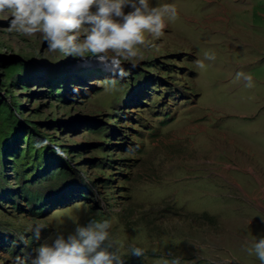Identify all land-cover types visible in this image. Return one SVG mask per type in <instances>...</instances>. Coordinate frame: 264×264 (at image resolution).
<instances>
[{
	"label": "rangeland",
	"instance_id": "1",
	"mask_svg": "<svg viewBox=\"0 0 264 264\" xmlns=\"http://www.w3.org/2000/svg\"><path fill=\"white\" fill-rule=\"evenodd\" d=\"M150 3L177 15L115 88L94 60L10 32L0 14L14 121L0 118V264L38 246L35 221L43 239L89 219L109 221L127 264H261L249 249L264 236V0Z\"/></svg>",
	"mask_w": 264,
	"mask_h": 264
},
{
	"label": "clouds",
	"instance_id": "2",
	"mask_svg": "<svg viewBox=\"0 0 264 264\" xmlns=\"http://www.w3.org/2000/svg\"><path fill=\"white\" fill-rule=\"evenodd\" d=\"M8 14V30L25 36L40 33L51 52L65 57L94 60L112 73L115 88L138 66L150 41L164 35L166 18L174 19V5L152 6L150 0H0V14ZM251 85V78H246ZM69 233L56 230L41 239L48 225L35 221L33 236L40 241L27 256L13 264H127L126 256L113 252L107 220L74 222ZM131 256L142 258L144 249L131 246ZM264 264V236L249 253ZM171 264H182L176 257Z\"/></svg>",
	"mask_w": 264,
	"mask_h": 264
},
{
	"label": "trees",
	"instance_id": "3",
	"mask_svg": "<svg viewBox=\"0 0 264 264\" xmlns=\"http://www.w3.org/2000/svg\"><path fill=\"white\" fill-rule=\"evenodd\" d=\"M18 64H13V65H9L7 64V66L5 67V70L9 73H12L14 72L17 68H18ZM1 104V108H0V118L2 121L3 124H8L11 126H14L11 121H13V111H10L9 113H7V108L5 107V105L3 106V103H0ZM14 122V121H13ZM30 152V151H29ZM26 158H24V161H19L20 157L16 158V163H14V172H15V177L16 179H19L21 178L25 173H24V169L27 168V165L29 164V160H30V157L28 156V154H26ZM27 161V163H25ZM32 161L34 163V167H41L43 162L42 160L39 161V159L37 158V154L35 153L34 154V157L32 158ZM32 163V164H33ZM63 172L62 171H59V172H52L51 175L53 176H58V175H62ZM29 176V175H28ZM25 193L26 196H29V192L24 190L23 191ZM25 196V197H26ZM28 201H36V199H29V197H26Z\"/></svg>",
	"mask_w": 264,
	"mask_h": 264
}]
</instances>
